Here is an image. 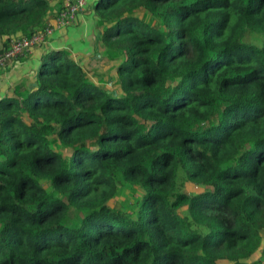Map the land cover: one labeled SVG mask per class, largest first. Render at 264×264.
I'll return each mask as SVG.
<instances>
[{"label": "trees", "instance_id": "obj_1", "mask_svg": "<svg viewBox=\"0 0 264 264\" xmlns=\"http://www.w3.org/2000/svg\"><path fill=\"white\" fill-rule=\"evenodd\" d=\"M49 7L0 0V53ZM93 11L116 95L49 49L0 99V264H264V0Z\"/></svg>", "mask_w": 264, "mask_h": 264}, {"label": "crops", "instance_id": "obj_2", "mask_svg": "<svg viewBox=\"0 0 264 264\" xmlns=\"http://www.w3.org/2000/svg\"><path fill=\"white\" fill-rule=\"evenodd\" d=\"M50 5L48 22L55 19L64 0H47ZM98 0H86L84 11L79 14L74 25L54 31L49 40L34 49L30 54L21 57L23 60L12 62L6 69L0 70V99L10 94L21 82L30 83L40 63L42 54L49 49L66 50L68 54L87 72L103 65L104 49L98 40L99 26L93 11ZM0 49L2 41L0 40ZM104 66V65H103ZM105 67V66H104ZM91 81H97L93 78Z\"/></svg>", "mask_w": 264, "mask_h": 264}, {"label": "built area", "instance_id": "obj_3", "mask_svg": "<svg viewBox=\"0 0 264 264\" xmlns=\"http://www.w3.org/2000/svg\"><path fill=\"white\" fill-rule=\"evenodd\" d=\"M85 7L86 0H64L55 19L46 24L42 30L30 36L15 37L9 40L7 49L0 53V70L6 69L16 59L24 57L44 45L54 31L74 25Z\"/></svg>", "mask_w": 264, "mask_h": 264}, {"label": "rangeland", "instance_id": "obj_4", "mask_svg": "<svg viewBox=\"0 0 264 264\" xmlns=\"http://www.w3.org/2000/svg\"><path fill=\"white\" fill-rule=\"evenodd\" d=\"M0 45H1V43H0ZM105 65V64H104ZM110 72L111 71H109V69H107L106 68V66L105 67H103L102 65L100 66H98V68H95L94 70H90V77H91V79L90 80H92L93 78L97 81V82H99L104 88L106 87V89L107 90H109V91H112L113 93H115L116 94V88H114V86H112V80H111V78H110ZM111 85V86H110ZM59 147H57V149H58ZM59 151H61V149L59 148L58 149ZM186 191L189 193V194H195V193H199V192H201V190L200 189H198V188H195V187H193L192 185H187V187H186ZM135 198H137V197H135ZM123 202L125 203V204H129V203H134V200H133V198H131L130 196H128V198L127 197H122V196H120L118 199H115V200H113L112 202H111V205L112 206H115V205H119V203H122L123 204ZM262 251H263V246H261L259 249H258V251L256 252V254L249 260V262H252V261H254V260H257V259H259L260 257H262ZM221 264H229V263H227V262H222Z\"/></svg>", "mask_w": 264, "mask_h": 264}, {"label": "water", "instance_id": "obj_5", "mask_svg": "<svg viewBox=\"0 0 264 264\" xmlns=\"http://www.w3.org/2000/svg\"><path fill=\"white\" fill-rule=\"evenodd\" d=\"M112 95L114 96V95H116L115 93H112Z\"/></svg>", "mask_w": 264, "mask_h": 264}]
</instances>
